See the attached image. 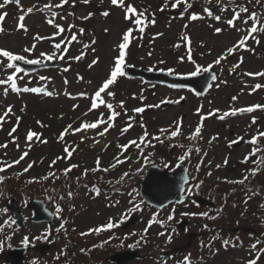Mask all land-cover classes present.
Returning a JSON list of instances; mask_svg holds the SVG:
<instances>
[{"label":"rangeland","instance_id":"rangeland-1","mask_svg":"<svg viewBox=\"0 0 264 264\" xmlns=\"http://www.w3.org/2000/svg\"><path fill=\"white\" fill-rule=\"evenodd\" d=\"M59 2L60 0H51L52 4ZM172 2L174 0H168L167 7H164L165 0H125V7L131 4L138 12H145L149 19L153 16L155 19V23L149 24L143 34L134 30V38L127 50L126 64L153 70L167 71L168 68H173L179 75H186L194 70L195 64L192 61L202 67L212 64L210 70L215 72L217 77L211 83L212 87L202 96H197L186 88H169L163 85L148 90V83L125 75L118 77L116 83L110 86L109 91L115 95L108 97L102 94L105 103L99 104L97 101L98 108L91 111L89 109L92 98L114 65V58L118 55L117 45L122 42L123 33L129 27L134 28L131 20L125 19V8L112 5L111 0H90L88 4L76 0L74 5L69 0V3L62 8L51 9L58 14L52 17L49 10H36L42 9L49 0H20V5L9 3L5 8L0 9V13H7L2 22L4 31L0 32V47L22 53L23 48L35 44L36 48L31 54L22 53L29 59L37 58L40 52L50 54L55 51L60 55V50L53 47L55 43H61L62 49L67 48L63 60H52L60 64V67L45 68L24 76L23 80H18V86L21 88L24 86L43 88L46 92H52V96L46 95L45 92L14 93L10 89L8 94L4 95L3 89L8 86L0 85V114H3L7 106H13V113L0 127V144H7L6 148H0V161L11 163L23 152H28V156L20 164L7 168L3 173L10 178L15 175L16 179H13L15 184L16 181L25 179L31 181V178H38L42 192L45 181L42 178L50 171L55 172L59 180H65L46 201L47 207L54 213L53 222L46 224L27 221L23 229L14 226L13 218L7 213L6 207L8 201L15 198L16 206L23 215L25 217L30 215L28 205L33 199L25 198L23 195L27 189H21L19 195H7V197L0 191V226H2L0 241H3L0 245V264H7L3 257L4 253L13 246L23 245L25 236L29 238V246L41 243L44 237L47 239V242L44 240L45 243L52 244L44 254L30 250L26 254V264H74L73 251L88 250L97 238L102 241L104 237L110 238L112 235L114 238L120 236L129 246L139 250L140 256L128 264H189L185 262V256H189V261L199 260L198 264H246L248 259L255 256L251 245L256 243L257 239L261 240V243L257 244V249L264 247V207H261L264 205V190L261 189L257 193L255 187L248 184L253 177L249 170L257 165L242 163L245 155L254 147L246 141L258 131H264V110L237 113L223 120L218 118L233 107L264 104V87L252 91L255 84L264 85V77L246 75L248 72L264 71V32L254 34L259 40L258 44L250 38L246 42L247 48H241L227 56L219 65L213 64L217 57L224 54L227 48L232 47L246 34L251 23L245 24L242 21L251 11H256L264 18V6L257 5L255 0H251V3L249 0H223L222 4H217L216 0L210 2L190 0L193 8L181 17L179 13L184 11L183 5L172 8ZM0 3H3V0H0ZM33 5L36 8L31 14L26 15L23 21L27 31L18 29V17ZM237 5L249 7L250 12L242 13V20L237 21L235 27H229L226 21L232 17L234 10H238ZM225 6L226 10L221 11ZM162 7H164L163 11H161ZM205 7L213 11V15H221V21L208 17L203 11ZM104 11H108L109 15L104 16ZM90 12L93 13L92 16L87 20L82 19ZM193 12L203 18L190 20L189 16ZM48 19H54L65 28V31L54 35L58 29L54 24H48ZM132 19H135V16ZM70 25L74 27L69 28ZM185 25L187 28L184 27ZM216 27L222 28L221 33H215ZM80 28L84 29L83 33L79 32ZM105 29L108 31L105 32ZM158 33L163 35L157 36ZM182 33H186L191 39V55L194 58L192 61L187 59V42L181 39ZM73 34L77 37L75 41H71ZM37 35L46 39L37 40L35 39ZM93 40H95L94 44ZM86 44L89 45L88 48L84 47ZM176 44H180V47H175ZM82 52L84 55L80 60L73 59ZM181 57H184L183 61ZM97 58L98 62L89 68L92 60ZM161 60L164 63H159ZM238 63L239 67L230 71ZM11 71L0 69V79H6ZM40 76L51 79L40 80ZM234 96L237 97L236 100L232 99ZM180 97L184 99L178 104L171 102V106L163 108L148 107L160 104L161 101H180ZM121 101L124 102L123 108L119 107ZM108 103H111L113 109L119 111L120 115L116 117L114 126L104 136H99L98 132L103 131L106 124L100 125L97 129L69 131L63 141L59 139L60 133L69 124L73 128H78L83 122H95L101 114L107 120L111 112L106 107ZM136 107H144L145 111L136 113L133 111ZM214 109H219V112L209 116L208 113ZM182 115L184 116L181 117ZM16 116H20L21 120L17 131L13 133L16 137L13 141L8 133L16 125ZM201 116L206 118L203 120L200 138L209 148L203 154L191 151L190 155L181 162L180 156L189 149L198 148V145H192L194 139L189 137L200 124ZM254 116L257 118L255 124L252 123ZM129 117H132V120H129ZM38 120L45 126L38 125L36 123ZM177 121H181L182 126L181 134L175 138L183 136L186 140L184 143L166 141L165 136H161L162 140L165 138L163 143L151 140L148 147L141 144L142 152L135 146H130L127 151L120 147L130 140L139 143V137L145 130L149 133V139L161 135L160 129L174 130V123ZM129 123L132 127L121 135V130ZM29 129L41 134L40 141L47 142L42 143L35 138L34 142L26 141ZM230 130L233 131V135L229 134ZM212 137L217 138L212 140ZM239 137H243L240 146L234 147L232 144L229 147V142ZM66 146L69 151L75 149L71 158H66L64 152ZM260 147L264 149V143H260ZM58 156L62 159L52 165L51 162ZM124 156L130 159L117 165L115 169H110L108 172L89 171L87 176L83 175L86 168L92 169L96 166L97 157L100 158L101 167L105 168L115 163L117 157L124 159ZM261 156H264V152L257 153L255 157H250V160L259 159ZM226 158L227 164L224 163ZM33 161H35L34 166L28 172H23V169ZM180 162L188 166L189 180L185 191L190 199L181 204L170 203L161 209L145 204L138 194L140 171H145L151 164L162 168H173ZM71 164H77L79 167L72 169L65 176L63 169ZM199 164L204 167L202 172L210 171L214 176L211 177L212 183L208 182L207 186L200 183L199 176L195 175ZM217 165L221 167L217 168ZM259 168L256 175L263 177L264 164L259 165ZM126 171L130 172L131 179L126 177L122 182L117 183ZM244 175H248V179L243 184L227 182L239 180ZM77 177L80 178L79 182ZM213 182L221 185L217 187L218 195L210 198L208 193L216 191L211 185L215 184ZM197 184L200 185L199 188L194 187ZM18 186L24 187L23 182ZM95 188L99 189V195L94 191ZM205 188L208 190L201 193ZM69 191L72 192L71 197L68 196ZM201 196L211 199L215 203L214 208L218 209L217 212L220 210L224 212V216L218 221L219 225L214 226L213 219L207 217L210 215L209 208L197 204V198ZM57 205L62 209L59 213L56 212ZM133 205H138L139 209L129 212ZM182 213L208 215L192 216ZM122 215L133 217L135 221L126 229H121V223L119 227L105 234L103 231L99 234L88 232L89 229L107 224L110 217L116 221ZM169 215H173L174 218L168 220ZM153 217L158 222L153 223L147 235H144L143 230ZM204 218H207V222ZM182 219L188 220V225L183 230L178 228V223ZM159 221H163V225ZM61 223L64 224L63 228H60ZM205 225L207 228L204 227ZM217 225L226 230L215 228ZM81 233L88 234L81 235ZM169 234L172 237L170 242ZM141 236H144V239H141ZM224 241H228L227 246ZM92 250L95 264H113L106 261L110 253L108 254L101 246ZM260 256L262 258L257 262L264 264V253Z\"/></svg>","mask_w":264,"mask_h":264},{"label":"snow or ice","instance_id":"snow-or-ice-1","mask_svg":"<svg viewBox=\"0 0 264 264\" xmlns=\"http://www.w3.org/2000/svg\"><path fill=\"white\" fill-rule=\"evenodd\" d=\"M76 2V0H71V3L74 5ZM82 3L84 4H88L90 3V0H81ZM210 2V0H209ZM217 4H222L223 0H216ZM9 3H15L17 5H20V0H3V3H0V9L5 8V6ZM69 3V0H60V2L58 4H52L51 0H49V3L45 4L43 6L42 9H36L38 11H44V10H49L51 12V16L52 17H56L58 14L55 11H51V9L53 8H62L65 4ZM249 3H251V0H249ZM255 3L257 5H261L264 6V0H255ZM111 4L114 6H118V7H122L125 8V19L126 20H131L132 24L134 25L133 27H129L127 29V31H125L122 35V42L119 43L117 45V49H118V55L114 58V65L110 70V73L108 75V77L106 79L103 80L102 84L98 87V89L95 91L94 97L92 98V102H91V108L89 109V111H91L92 109H96L98 108V103L97 101H99V104H104L105 101L102 99V94H106L108 97H113L115 94L112 91H109L110 86L114 85L118 79V77H122L126 75L125 69L129 66L126 64V56H127V50L129 48V45L131 43V40L134 38L133 37V32L134 30L143 34L145 28L149 25V24H154L155 23V19L154 16L152 19H149L146 15L145 12H138L137 8L132 6L131 4H128L127 7H125V0H111ZM168 4V0H165V5L164 7H167ZM183 5L184 7V11H181L179 13V15L181 17H183L185 15L186 12H188L189 9L193 8V4L190 2V0H174V2L171 3V7L172 8H177L178 6ZM164 7L161 8V11L164 10ZM36 8L35 5H33L32 7H29L26 12H23L19 17H18V25L17 28L18 29H23L25 32L27 31L26 25L23 23V21L25 20L26 15L31 14L34 9ZM238 10H234L233 15L231 18L227 19L226 23L229 27H235V24L237 21L242 20V13L247 14L250 12L249 7L247 6H243V5H237ZM226 10V6L223 7L221 9V11H225ZM203 11L205 13H207L208 17L213 18L216 21H221L222 17L221 15H213V11L209 10V8L205 7L203 9ZM71 14V13H70ZM131 14V15H130ZM93 13H88L87 16L82 17V19L87 20L90 16H92ZM104 16H108L109 12L108 11H104L103 12ZM7 16V13H0V32H3V26H2V22L5 20V17ZM135 16V19H132V17ZM64 17H61V19H63ZM203 17L198 15L197 13L193 12L190 16L189 19L192 21H195L197 19H202ZM243 23L245 24H249L251 23V26L247 29V32L245 35H243L237 42L236 44H234L232 47H229L226 49L224 54H221L219 57H217V59H215L213 61V64L219 65L221 63L222 60H225L227 58V56L232 55L234 52L238 51L241 48H247V41L251 38L252 40H254L257 44L259 43V40L257 39L256 33L258 32H264V18H262L256 11H251L250 15L247 16V18H244ZM47 23L50 25H53L58 29L57 33H54V35H59L60 33H63L65 31V28L63 26H61L59 23H56L54 19H48ZM74 27V26H69V28ZM185 28H187V25L184 26ZM108 29H105V32H107ZM215 33L219 34L222 31V28L220 27H216L214 29ZM80 33L84 32L83 28L79 29ZM159 35H163L162 33H158L157 36ZM35 39L37 40H41V39H46V37H41L39 35H37L35 37ZM77 39L76 35L73 34L71 36V41H75ZM181 39L183 41L187 42V49H188V56L187 59L192 61V55H191V39L190 37L186 34V33H182L181 35ZM92 43H95V40L92 41ZM175 47H180V44H176L174 45ZM53 47L57 50H60V55H57V52H52L50 54H46L44 52H40L39 56L37 58L34 59H29L27 55L22 54V53H27V54H31L35 48L36 45L32 44L31 47H25L21 52H15L13 50L10 49H6L4 47H0V69H5V70H12L11 73L9 75H7L6 79H0V85H7L8 87L3 89V93L4 95H7L9 92V89L14 92V93H20L22 92H30V93H40V92H45L46 95L48 96H52L53 93L52 92H46L45 89L43 88H39V87H19L18 86V80H23L24 76L28 75V70H26L25 68H23L18 62H23L24 64H28V65H41L44 64L45 61H52L54 59H64V53L67 52V48H61V43H55L53 45ZM85 48H88L89 45H84ZM94 51V49H93ZM84 53L82 52L81 55L73 57V59L76 60H80L83 57ZM149 55H151V53H149ZM181 61L184 60V57L180 58ZM98 62V58L97 59H93L91 64H89V68H91L93 65H95ZM195 64V68L192 71H189L186 75L190 76V77H195L199 74H201L202 72H208L211 68H212V64H209L207 67H202L200 64H196L195 61H192ZM241 63L242 58H241ZM159 63H164V61H159ZM239 67V63L233 66V69H230V71H234L235 68ZM67 69H65L66 71ZM149 71H152V68L148 69ZM160 71H164V69H160ZM167 72L169 74H173V75H179V73L176 72L175 69L173 68H168ZM23 73L24 75H19ZM246 75L248 76H257V77H264V71H259V72H248L246 73ZM40 80H48L51 79L50 77H45V76H40L39 77ZM211 79L213 81H215L217 79L216 75H212ZM172 87H183L182 85H172ZM212 87L211 84H209V88ZM218 87V85H217ZM264 87V85L261 84H255L252 88V91H255L257 89H260ZM197 95H200L199 92L196 93ZM81 95H84V93H81ZM184 97H180V100H183ZM233 100H236L237 97H233ZM168 102H174V103H179L180 101H168ZM161 103H165V101H161ZM124 106V102L121 101L119 104L120 108H123ZM75 107V105H74ZM106 107L111 110L110 115L108 116L107 120H105L103 118V114H101V117L99 119H97L95 122H83L80 124V126L78 128H73V126L71 124H69L65 130L63 132L60 133L59 139L61 141L64 140L65 135L69 132H80V131H86L89 129H97L100 127V125H107L106 127L103 128V131L98 132L99 136H104L105 133H107L109 131V129L111 127L114 126V121L116 119V117H118L120 115L119 111H116L113 109V105L111 103L106 104ZM148 107H159V104L157 105H149ZM255 110H264V104H254L252 106H248V107H241V108H231L230 111H226L223 113V115L219 116L218 118L223 120L225 117L232 115L235 116L237 113H252ZM21 111H23V109H21ZM134 112L136 113H143L145 111L144 107H136L133 109ZM197 112H200V109H197ZM216 112H219V109H214L211 112L208 113L209 116L211 115H215ZM13 113V106L9 105L7 106L6 110L3 112V114H0V127L3 126V123L5 122L6 118H8L10 116V114ZM205 116H201V122L200 124L197 125V127L195 128V130L191 133L190 135V139H196L197 137L200 136L201 133V129L203 127V120L205 119ZM16 125L11 129V131L8 133V135L10 137H12L13 141L16 140V137L13 136V133H15L17 131V127L19 126L21 117L20 116H16ZM129 120H132V117H129ZM257 122V118L254 116L252 118V123L255 124ZM38 125H40L41 127H44L45 125H43L41 123V121H37L36 122ZM181 126H182V122L181 121H177L174 123V130H170V129H160V134L161 135H157V136H152L151 139H149V133L147 132V130L144 131V134L142 136L139 137V143L136 140H130L127 144L124 145H120V147L124 150L127 151L128 148L130 146H135L136 148L140 149L141 152L143 151V149L141 148V144H143L145 147H148L151 144V140H156L159 141L160 143H163V140L161 139V136H165V138L167 139H172L177 137L178 135L181 134ZM132 127V124L129 123L125 128H123L121 130V135H123L125 132H127L129 130V128ZM141 127H143V124H141ZM40 133L32 131L31 129H29V131L27 132L26 135V141L28 142H34V138L36 139V141H40ZM217 137H212V140H215ZM264 138V131H258L255 135H253L251 137L250 140L246 141V143H249L251 145H253L254 147L251 149V151L245 155L242 163H252L257 165V167L255 168H251L249 170L251 175H256L257 172L260 170L259 165L264 164V156H261L259 159H251L250 157H255L257 153L259 152H264V149H262L260 147V139ZM243 137H239L237 138V140L235 141H231L229 142V147H231L232 144L234 143H238L240 140H242ZM83 140V137H82ZM42 143H46L47 141H40ZM98 142V141H97ZM211 142V141H210ZM31 146V144H29V147ZM178 147H184L183 145H176ZM7 144H0V148H6ZM17 147H19V145L17 144ZM107 147V145L105 146ZM73 151H75V149H73L72 151H69V148L66 146L64 149V152L66 153V158H71ZM191 149H189L184 155L179 157V160L182 162L186 159V157L188 155H190L191 153ZM196 151H200V149H196ZM28 156V152L25 151L23 152L22 155H20V157L16 160H13L11 163H6L4 161H0V172L5 171L7 168H11L13 165H18L20 164L21 161H23L25 159V157ZM62 159V157H56L51 164L55 165L56 162L58 160ZM130 158L127 156H124V159H120L119 157H117L115 159V163L110 164L108 167L102 168L101 167V162H100V158L97 157L96 162H95V167L92 169H85L83 175L87 176L89 171L92 172H97V171H103V172H108L110 169H115L117 167V165L123 164L125 162V160H129ZM227 158L225 159L224 163L227 164ZM35 164V161L29 163L27 165V167H25L23 169V172H28ZM51 167V165H50ZM79 167V165L77 164H71L68 168L63 169V174L65 176L68 175L69 172H71L72 169ZM217 168L221 167V165H217ZM197 170H199V166H197ZM137 171H139V169H137ZM209 175H211V173H209ZM129 178L131 179V175L130 172L126 171L123 173V175L120 177V180L117 181V183L122 182L125 178ZM49 178H53V179H58V177L56 176L55 172L50 171L46 176H44L42 179L47 180ZM79 177H77V182H79ZM248 179V175H244L241 179L239 180H233V181H227L229 183H240L243 184L245 180ZM4 177L0 176V182H3ZM33 180H35V178H33ZM200 183H203L202 181ZM199 184L195 185L194 187L199 188ZM94 191L96 192L97 195L100 194V191L98 188H95ZM135 191V189H133V192ZM189 192L191 191V189L188 190ZM129 195H132V193H129ZM68 196L71 197L72 196V192L69 191L68 192ZM63 198V197H61ZM118 203V202H117ZM131 203V201H130ZM245 203H247V200L245 201ZM261 207H264V205H261ZM139 206L138 205H133L132 209H129L128 211H134V210H138ZM62 209L60 208L59 205H57L56 208V212L59 213ZM182 215H192V216H207V213H182ZM217 215H219V213H217ZM128 217L127 215H122L121 218L119 220L113 221V219L110 217L107 224L105 225H101L95 229H89L88 232H95L97 234H99L101 231H106L109 229H113V228H117L120 226L121 223L124 222V220H126ZM174 217L173 215H169L168 216V220H172ZM211 219H215L216 217H210ZM156 221L155 217H153V219L148 221V226L143 230L144 231V235H147L149 228L151 227V225ZM159 223H161V225H163V221H159ZM64 224L61 223L60 228H63ZM205 228H207V225L204 226ZM0 229H2V226H0ZM60 229H57V231H59ZM174 231V230H173ZM88 233H81V235H86ZM159 235H164V233H159ZM46 238V237H44ZM171 234H169L168 236V241H171ZM111 239V237L109 238ZM141 239H144V236H141ZM108 241H104V243H107ZM22 243L27 246L29 244V238L27 236L24 237ZM261 240L257 239L256 243L251 245L252 250L255 252V256L253 258H250L247 260L246 264H257V261L260 258V255L262 253H264V247H261L259 249H257V244H260ZM3 244V241H0V245ZM225 246H227L228 241H224ZM129 247H132L131 245ZM81 251H84L83 249ZM185 262H189V256H185L184 258Z\"/></svg>","mask_w":264,"mask_h":264},{"label":"water","instance_id":"water-1","mask_svg":"<svg viewBox=\"0 0 264 264\" xmlns=\"http://www.w3.org/2000/svg\"><path fill=\"white\" fill-rule=\"evenodd\" d=\"M18 63L28 70V73H33L49 67L60 66V64L53 61L44 62V64L41 65H28L23 62ZM126 74L129 77L139 78L145 83H149L148 90L154 89L157 85H167L169 87H172V85H182L183 87L175 88H188L195 94L199 92L200 95L198 96L204 95L209 90V84L213 81L211 76L213 74L215 75L214 72L208 71L202 72L195 77L179 76L169 74L167 71H149L131 65L126 68ZM181 101L183 100H180V102ZM169 105H171L170 102L160 103L159 108ZM183 116L184 115H182V117ZM234 145L237 146L239 143H234ZM187 181L188 168L185 164H177L173 169L150 165L139 182L138 191L141 199L146 204L161 209L169 203H182L188 199V195L184 193ZM198 203L202 205H214L213 202L205 198H199ZM28 208L31 210V216L25 217L22 211L17 208L15 199H11L7 203L6 211L13 216L14 223L19 229H22L27 221L51 223L54 219V214L46 207V202L43 199H33L28 205ZM134 221L135 218L131 217L122 227L126 228ZM187 223V219H182L178 223V226L180 229H183ZM30 248L44 254L49 248V245L38 244L32 247L28 245L14 246L6 251L4 259L8 264H26L25 254ZM138 256L139 252L137 250H122L109 255L106 260L115 264H126Z\"/></svg>","mask_w":264,"mask_h":264},{"label":"trees","instance_id":"trees-1","mask_svg":"<svg viewBox=\"0 0 264 264\" xmlns=\"http://www.w3.org/2000/svg\"><path fill=\"white\" fill-rule=\"evenodd\" d=\"M35 83V82H34ZM48 85V83L46 84ZM176 143H184L186 142V140L184 139L183 136H180L178 138L173 139ZM261 143H264V138L260 139ZM196 144V145H195ZM192 145L193 146H197L198 148L196 149H200L199 154H203L206 152L208 146L205 145L204 141L202 139H200V137H197L196 139H194V141L192 140ZM196 149H192V152H195ZM204 170L202 164L199 165V170L196 171L195 175L199 176V182H203V184L205 186H207V183H212L211 181H213L212 179L214 178V176L212 175V173L210 171L207 172H202ZM144 170L140 171V175H142ZM209 173H211V175H209ZM1 176L4 177L3 182H0V191L2 192L3 195H11V196H15V195H19L18 193L20 192L21 189H27V192L24 193L23 195L25 196V198H34V197H42L45 198L47 201L50 199V197L52 196V192H56V188L61 187L63 184V182H65L64 179H47L43 182L44 185V190L43 192L40 191L41 189L40 187V180L38 178H35V180H33V178H31V181H28V179L22 180V181H16V184L13 183V179L15 175H13V178L7 177L3 172L1 173ZM211 177H213L211 179ZM11 179V180H10ZM49 181V182H48ZM21 182H23V186L24 187H19L18 185L21 184ZM221 184H223L222 181H219ZM215 184H211L213 185L214 189L216 188V191H212L210 192V194L208 193V197L210 198H214L215 196H217L218 194V185H221L217 182H213ZM249 186L255 187L254 190L258 193L261 189L264 190V176H257L254 175L251 180L248 181ZM28 185H32L30 188L27 187ZM210 185V184H208ZM216 185V186H214ZM208 189H203L201 190V193L206 192ZM0 192V193H1ZM21 193V192H20ZM22 195V194H21ZM227 201H230L229 199H227ZM213 210V209H212ZM216 211H213V213L211 215H208L207 217H216L215 219H213L214 222V226L216 224H218V221L220 220L221 215H224L223 211H218V209H215ZM217 213H219V215H217ZM204 221L207 222V218H204ZM220 224V223H219ZM218 224V225H219ZM216 226L215 228L218 229H225V228H219L220 226ZM227 225V224H226ZM211 226V225H210ZM226 230V229H225ZM106 233V232H104ZM120 233H123V231H120ZM105 239H103L102 241H100L99 238H97L96 241H94V243L91 245V248H89L88 250L85 251H73L72 255H73V263L74 264H95V262L93 261V257L94 253L92 248H96L101 246L103 248V250H106L109 253H112L114 251L120 250V249H124V248H136L134 246L129 247V245L126 243V241L124 239H122L120 236L119 238H114V236H111V239L104 237ZM44 241V240H43ZM104 241H108L107 243H104ZM69 252V250H68ZM262 257L260 256L259 259H261ZM199 260H193L190 259V264H198ZM259 262H257L258 264ZM260 264H262L260 262Z\"/></svg>","mask_w":264,"mask_h":264},{"label":"flooded vegetation","instance_id":"flooded-vegetation-1","mask_svg":"<svg viewBox=\"0 0 264 264\" xmlns=\"http://www.w3.org/2000/svg\"><path fill=\"white\" fill-rule=\"evenodd\" d=\"M230 135H233V131L232 130H230V133H229ZM240 144H241V142H240ZM240 145H238V146H234V147H239Z\"/></svg>","mask_w":264,"mask_h":264}]
</instances>
